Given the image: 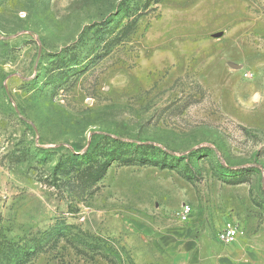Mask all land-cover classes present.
<instances>
[{
    "label": "rangeland",
    "instance_id": "374dc122",
    "mask_svg": "<svg viewBox=\"0 0 264 264\" xmlns=\"http://www.w3.org/2000/svg\"><path fill=\"white\" fill-rule=\"evenodd\" d=\"M146 1L0 0V264H264V0Z\"/></svg>",
    "mask_w": 264,
    "mask_h": 264
},
{
    "label": "trees",
    "instance_id": "16d2710c",
    "mask_svg": "<svg viewBox=\"0 0 264 264\" xmlns=\"http://www.w3.org/2000/svg\"><path fill=\"white\" fill-rule=\"evenodd\" d=\"M159 0H147L143 5L142 7L143 8H147V6L149 4H152V3H156L158 2ZM122 6H123V11L125 12L126 17L129 18V20L127 21V24L124 26V29L123 31H128L132 26H133V22H134V17H132L133 15V7H132V4H136L132 1V4H131V0H123V2L121 3ZM125 17V18H126ZM18 248V252H13L12 251V247L10 245L6 246V247H3L2 251H3V256L4 258L7 260V262L9 264H22V262L26 259V257L28 255H30L29 252L26 253V251L24 250V248L22 247H17ZM7 253V255L5 256V254ZM18 253H21V256L19 257H16V255ZM14 258H17V259H14Z\"/></svg>",
    "mask_w": 264,
    "mask_h": 264
},
{
    "label": "built area",
    "instance_id": "2783aa9c",
    "mask_svg": "<svg viewBox=\"0 0 264 264\" xmlns=\"http://www.w3.org/2000/svg\"><path fill=\"white\" fill-rule=\"evenodd\" d=\"M191 213V207L188 204H183L180 208V211L178 212V219L181 222L186 221ZM238 233L237 227L234 225H228L220 230L218 233V239L223 244H230L233 242L234 238L236 237Z\"/></svg>",
    "mask_w": 264,
    "mask_h": 264
}]
</instances>
